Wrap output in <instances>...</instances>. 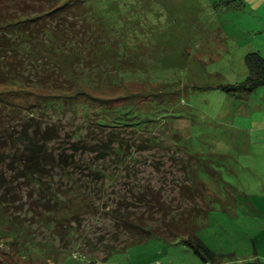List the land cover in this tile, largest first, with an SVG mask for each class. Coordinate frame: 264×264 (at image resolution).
Segmentation results:
<instances>
[{
	"label": "rangeland",
	"instance_id": "1",
	"mask_svg": "<svg viewBox=\"0 0 264 264\" xmlns=\"http://www.w3.org/2000/svg\"><path fill=\"white\" fill-rule=\"evenodd\" d=\"M82 1L95 18L89 21L91 37L100 39L102 47L94 52L96 61L86 67L79 84L58 91L20 80L0 83V111L9 110L10 119L21 111L26 119L54 123L62 137L72 132L95 138L107 131L119 133L113 144L130 154L126 166L136 173V180L124 177L117 163L111 165L109 178L86 183L99 188V195L92 197L100 208L82 216L71 239L55 233L48 211L45 220L37 221L28 205L22 206L24 211L0 207V262L264 263V84L238 89L248 76L246 55L253 52L264 58V0ZM0 6L12 11L20 5L0 0ZM101 74L111 79L98 77ZM123 104L124 114L139 125L111 126L119 120L112 110ZM100 119L104 125L96 124ZM152 137L158 141L150 142ZM169 147L178 158L187 157L184 151L196 158L191 164L198 167L205 185L203 205L209 204L205 218L198 220L193 237L183 235L175 241L119 232L109 210L123 195L132 196L134 181L138 187L163 184L152 160L163 162L162 174L168 179L163 196L175 211L171 215H180L177 203L187 201L171 180H180L183 170L171 163ZM109 161L111 157L105 158ZM56 179L65 182L61 190L66 195L71 181ZM161 218L157 213L153 221H146L156 227ZM186 239L204 242L215 257L203 259Z\"/></svg>",
	"mask_w": 264,
	"mask_h": 264
},
{
	"label": "trees",
	"instance_id": "2",
	"mask_svg": "<svg viewBox=\"0 0 264 264\" xmlns=\"http://www.w3.org/2000/svg\"><path fill=\"white\" fill-rule=\"evenodd\" d=\"M15 2L20 5L18 9H13L16 13L8 9L4 11L0 6V83L20 80L26 85L50 90H72L79 84L86 67L96 61L94 52L102 47L100 39L101 42L97 37H91L93 27L89 21L92 22L95 18L89 7L82 0ZM245 64L248 76L238 89L246 91L264 84V58L252 52L246 55ZM102 75L98 77L107 81L111 79L110 74ZM126 104L112 110L115 117L119 118L113 121L115 124H111L112 127L121 129V126L140 124L124 114ZM108 111L107 109L106 112ZM9 114V110L0 111V147L3 148L0 150V161L4 164L0 166V207L11 205V210L24 211L22 206L28 205L37 221L45 220L44 213L48 211L52 214L51 222L55 233L61 238L71 239L82 216L100 208L92 197L94 194L99 195V188H88L86 185L89 184L86 183L109 178L111 165L117 166V163L123 167L124 177L136 180V173L126 166L130 154L113 144L119 133L107 131L102 137L95 138L82 137L81 134L72 132L62 137L59 127L54 123H45L33 116L26 119L21 111L11 119ZM2 117H7L8 121L2 120ZM17 117L19 120L13 121ZM104 123L103 119L96 122L97 125ZM157 139L152 137L149 141L154 143ZM56 141L58 143L53 146L49 144ZM169 149L172 152L169 156L171 163H178L183 170L180 180H171L176 190H179L182 201H187L177 203L181 209L179 218L171 215L174 209L171 202L163 196L162 187L168 183L165 174H162L163 162L152 160L153 167L161 174L160 181L163 184L155 187L148 182L138 187V181H134L137 188L132 196L123 195L109 210L119 232H127L135 238L157 235L167 241H175L183 235L192 234L193 237L198 220L205 218L209 204L203 205L205 185L199 179L198 167L191 164V158L195 157L184 151L187 157L178 158L177 151ZM109 157L112 161L107 164L105 158ZM57 177H66L67 181H71L72 187L65 190L66 195L61 190V185L65 182L57 183ZM47 179L56 181L57 185L45 184ZM77 182L79 186H75ZM23 198H26L25 202L22 201ZM23 213L26 215L28 212ZM157 213L161 214V223L151 227L146 220L153 221ZM9 215L7 214L8 218ZM191 241L185 240L203 259L215 257V253L204 242L199 239L195 240L196 243ZM110 251L111 249L108 252ZM229 264L264 263L245 261Z\"/></svg>",
	"mask_w": 264,
	"mask_h": 264
}]
</instances>
